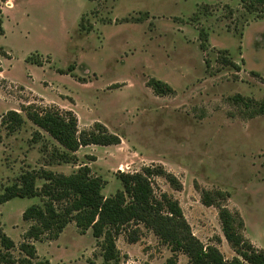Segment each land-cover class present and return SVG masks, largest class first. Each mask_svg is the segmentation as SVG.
<instances>
[{"label": "rangeland", "instance_id": "rangeland-1", "mask_svg": "<svg viewBox=\"0 0 264 264\" xmlns=\"http://www.w3.org/2000/svg\"><path fill=\"white\" fill-rule=\"evenodd\" d=\"M0 21V194L25 172L70 176L87 167L109 197L122 189L118 173L149 168L155 198L176 201L188 226L172 220L173 233L191 234L230 262L218 208L202 203L204 193H221L217 203L264 251V116L253 114L264 100V16L248 14L239 0H0ZM151 79L172 92L156 95ZM27 107L71 111L78 138L108 134L119 143L68 152L26 119ZM10 111L23 116L20 128L3 121ZM41 201L0 204L11 258L23 257L26 242L38 261L102 264L100 241L73 222L56 239L49 232L25 239L34 223L22 214ZM138 225V242L124 232L116 239L120 264H165L171 246ZM4 253L0 242V264Z\"/></svg>", "mask_w": 264, "mask_h": 264}, {"label": "trees", "instance_id": "trees-1", "mask_svg": "<svg viewBox=\"0 0 264 264\" xmlns=\"http://www.w3.org/2000/svg\"><path fill=\"white\" fill-rule=\"evenodd\" d=\"M239 2L248 14L264 16V0ZM2 34L0 21V36ZM148 86L158 96L172 92L168 84L159 80L151 79ZM25 114L28 121L49 134L68 152H75L80 146L90 144L109 146L119 143L115 136L108 134L99 137L90 133L89 140H81L77 137V119L71 111L27 107ZM253 114L264 116V100L257 104ZM3 121L8 122L7 127L11 130L20 128L25 123L23 116L15 111L8 112ZM66 151L60 153L64 159L69 155ZM155 171L156 174L165 175L162 169ZM153 172L149 168H144L142 174L118 173L117 179L122 189L109 197L101 194L103 182L99 178L91 177L87 167L79 168L70 176L55 175L46 171L25 172L20 175L18 182L3 189L0 204L16 198H41V204L27 207L22 214L23 221L34 223L26 232L25 239L38 240L45 232L51 233L52 238L56 239L63 229L73 222L81 233L90 230L92 237L100 241L102 264H120L121 255L115 244L116 239L124 232L128 233L127 242H138L140 223L146 228H151L162 243L171 246L172 256L165 264H177L176 254L179 252L187 257L189 264H264V251L255 248L244 238L243 222L240 217L217 203L216 198H223L221 193H216L215 196L204 193L202 203L206 207L218 208L223 236L235 254L230 262L225 261L215 247L204 248L191 234L183 237L179 233H173V230H170L172 220L180 221L186 227V231L188 226L183 222L176 201L165 194L161 195L159 201L153 195L150 184ZM169 178L170 183L174 185L176 182L174 178L170 176ZM37 179L44 181L41 188L37 186ZM176 184L174 187L179 190L180 185L177 182ZM163 209L168 216L161 214ZM0 242L6 251L1 254L5 264H50L47 260L38 261L34 246L26 242L19 246L23 257L13 260L8 253L14 248L12 240L1 234Z\"/></svg>", "mask_w": 264, "mask_h": 264}]
</instances>
